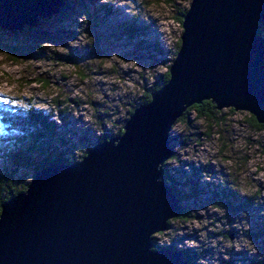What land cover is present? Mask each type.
Listing matches in <instances>:
<instances>
[{
    "label": "rangeland",
    "instance_id": "obj_1",
    "mask_svg": "<svg viewBox=\"0 0 264 264\" xmlns=\"http://www.w3.org/2000/svg\"><path fill=\"white\" fill-rule=\"evenodd\" d=\"M188 3L54 0L33 26L4 24L0 104L16 110L32 104L53 114L62 109L65 150L79 159L102 134H118L127 109L160 82L177 48V17ZM123 24L136 34L126 36ZM228 108H215L213 119L190 110L168 132L172 154L163 168L185 197L188 215L168 218L152 235L162 246L203 252L196 264H246L264 256V235L257 234H264V128L251 124L247 110ZM3 137L0 124V144H7ZM242 199L246 209H238Z\"/></svg>",
    "mask_w": 264,
    "mask_h": 264
},
{
    "label": "water",
    "instance_id": "obj_2",
    "mask_svg": "<svg viewBox=\"0 0 264 264\" xmlns=\"http://www.w3.org/2000/svg\"><path fill=\"white\" fill-rule=\"evenodd\" d=\"M52 2L0 0V26L33 25ZM257 22L264 24V0H189L166 80L132 107L121 132L79 159L40 167L0 203V264H191L177 248L152 247V233L182 208L162 173L168 132L203 99L264 123Z\"/></svg>",
    "mask_w": 264,
    "mask_h": 264
},
{
    "label": "trees",
    "instance_id": "obj_3",
    "mask_svg": "<svg viewBox=\"0 0 264 264\" xmlns=\"http://www.w3.org/2000/svg\"><path fill=\"white\" fill-rule=\"evenodd\" d=\"M184 10H181L180 15L177 17L179 22H181V15ZM1 28L2 27L0 26V29ZM122 28L124 31L123 33H125L126 36L132 37L136 34L134 30L131 29L132 27L130 25L125 26V24H123ZM255 28L256 33L260 34L261 31L264 30V24L257 22ZM35 31L39 33L40 36L43 35V32L38 29ZM176 46L178 47V41ZM167 76L168 72L166 69L160 76V82L148 86L140 95L138 103L146 102L149 99L150 90L163 83ZM132 107L127 109L128 114ZM228 109L231 110V107ZM190 110L197 112L199 117L201 116L209 119H213L216 112L213 103L210 102L209 99H203L199 103H193L187 106L177 119H188L187 113ZM249 120L251 124H254L257 128H264V123L256 122L252 114L249 115ZM65 122L66 119L62 118V109H56V113L53 114L51 111L42 108H35L32 104H28L24 108L17 110L13 106L0 104V124L2 125V131L5 134L3 142L7 143L0 144V203L6 200L10 195L25 188V184L28 180H25L23 176L20 175L21 172L29 173L31 178L35 171L50 162H68L75 158L65 150L68 146L62 135V130L65 128ZM120 132L121 128L119 127L116 133ZM107 136L111 135L102 134L99 138H96L92 144ZM167 137L170 139L169 135ZM170 137L173 138V135ZM84 153L85 151L83 150L79 154V157ZM164 163L165 161L162 164L164 178L170 184L172 192L178 197L179 203L182 207L179 216L188 215L187 209L182 206L181 203L185 197L179 194L175 189L166 169L163 168ZM225 205L227 208H231L227 204ZM246 205H248V203L245 199H242L241 202L237 203L238 209H246ZM257 234H259L258 236L264 235L262 233ZM152 243V247L162 246L154 240L153 235ZM167 247L174 248L171 245H168ZM179 250L182 253V258L186 259L191 264H196L203 254V252L196 253L187 249ZM263 259L264 256L257 261Z\"/></svg>",
    "mask_w": 264,
    "mask_h": 264
},
{
    "label": "bare ground",
    "instance_id": "obj_4",
    "mask_svg": "<svg viewBox=\"0 0 264 264\" xmlns=\"http://www.w3.org/2000/svg\"><path fill=\"white\" fill-rule=\"evenodd\" d=\"M171 128V127H170ZM170 146V145H169ZM171 148V147H170Z\"/></svg>",
    "mask_w": 264,
    "mask_h": 264
}]
</instances>
